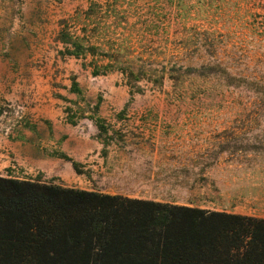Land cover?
<instances>
[{"label": "rangeland", "instance_id": "obj_1", "mask_svg": "<svg viewBox=\"0 0 264 264\" xmlns=\"http://www.w3.org/2000/svg\"><path fill=\"white\" fill-rule=\"evenodd\" d=\"M63 20L77 35L85 29L95 55L59 54ZM34 60L63 75L52 84L53 96L69 110L64 119L73 130L79 122L90 126L87 116L101 99V93L87 96V89L60 99L73 67L90 73L106 64L178 68L164 73L160 84L154 83L160 75L148 73L132 88L126 85L131 76L107 74L118 75L133 94L117 119L130 120L126 112L132 109L147 112L137 113V123L129 130L127 122L123 133L105 121L115 132L109 144L118 150L103 153L106 159L88 176L40 177L42 182L253 218L264 212V0H0V78L7 89L23 80ZM29 118L18 102L0 104L4 128L30 127ZM129 131L150 138L128 141ZM123 156L127 161L120 163ZM157 157L186 160L168 165Z\"/></svg>", "mask_w": 264, "mask_h": 264}, {"label": "trees", "instance_id": "obj_2", "mask_svg": "<svg viewBox=\"0 0 264 264\" xmlns=\"http://www.w3.org/2000/svg\"><path fill=\"white\" fill-rule=\"evenodd\" d=\"M68 21H61L59 54L75 59L95 55L85 29L77 35ZM150 66L94 65L91 75L120 71L131 76L126 85L132 88L148 73L160 75L154 81L160 84L164 73L178 69ZM70 91L80 93L74 80ZM100 101L87 119L106 146L115 132L97 115ZM73 119L68 113L67 121L75 125ZM51 156L70 162L77 175L91 173L60 152ZM0 264H264V220L65 188L40 177H0Z\"/></svg>", "mask_w": 264, "mask_h": 264}, {"label": "crops", "instance_id": "obj_3", "mask_svg": "<svg viewBox=\"0 0 264 264\" xmlns=\"http://www.w3.org/2000/svg\"><path fill=\"white\" fill-rule=\"evenodd\" d=\"M35 63H37L35 60L29 62L23 80H16L13 84H10L9 89H7L9 84L0 78V104L18 102L23 105L24 114L30 117L29 120L32 124L30 127L17 125L13 127L5 126V128L0 125V177L25 180L28 178L35 179L36 177L45 179V177L73 176V173L78 176L70 162L52 157V152H60L72 161L85 165L89 169L99 168L106 159L103 153L108 150L111 151L115 146H111V144L103 146L97 140L98 130L92 121H90L88 127L79 122L77 125L79 130H73L74 127L66 123L64 113L67 108L61 106L57 96V98L53 96V92L57 93V91L52 87L53 82L63 77V75L54 76L53 70L37 67ZM72 71L73 76L71 77L81 92L87 89V96L93 93H101L102 101L98 107L97 115L111 124L113 128H121L122 133L128 131L126 128L127 122L130 124L129 130L133 122L137 123L133 120L137 113L147 112L132 109L129 113L126 112L130 120L117 119L116 113L131 98L129 89L120 84L119 76L111 74L92 77L90 70L83 68L81 65L73 67ZM68 73L66 71L65 75H68ZM80 78L86 81V85L80 82ZM118 81L119 84L116 85ZM71 83L72 80L65 81L64 92L59 91L62 95L60 99H64V96L70 98V96L76 94L70 91ZM65 101L67 100L65 99ZM162 112L159 111V113ZM128 135L130 137L125 136L128 141L150 138L148 132L138 134L129 131ZM138 136L143 138H138ZM116 150L118 149L116 148ZM156 159L157 163L168 165H175L186 160L180 158L178 162V160L171 157H157ZM125 161L127 159L123 156L120 163H125ZM154 164L156 163L154 162ZM122 196L133 198L129 194ZM160 202L181 206L188 205L167 201ZM221 212L235 214L231 211ZM247 216L255 217L251 213H247ZM257 218L264 220V212L259 214Z\"/></svg>", "mask_w": 264, "mask_h": 264}]
</instances>
